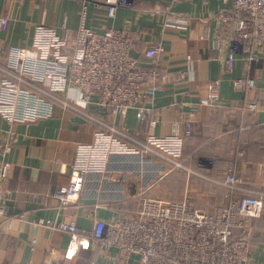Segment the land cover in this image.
I'll return each instance as SVG.
<instances>
[{
    "label": "crops",
    "instance_id": "crops-1",
    "mask_svg": "<svg viewBox=\"0 0 264 264\" xmlns=\"http://www.w3.org/2000/svg\"><path fill=\"white\" fill-rule=\"evenodd\" d=\"M134 1V8L120 7L110 19L105 0H0V16L8 18L7 28H0V63L11 47L26 49L31 54L34 29L39 24L50 25L61 35L74 31L82 23L81 10L85 7L84 24L91 30L103 33L110 28L127 29L139 35L133 56L141 55L154 42H159L164 50L162 86L152 100H143L125 116L113 117L102 109L88 111L139 139L148 134H180L184 121L193 120V135L184 156L189 165L183 168V176L174 174L172 177L176 178H170L167 186L160 183V191L172 198H189L195 189L175 190L171 187L175 179L183 177L185 184L192 185L190 175L194 174L211 183L220 181L211 174L224 177L228 170L264 186V59L246 72L245 62L238 56L233 69L228 71L223 60L211 51V37L220 33L214 16L231 9L232 2ZM186 72L192 78L175 80ZM240 78L253 79L254 85L237 89L234 81ZM215 79L220 81L224 108L202 104L208 83ZM151 121H155L153 126ZM250 126L255 127L252 133L245 131ZM97 129L99 126L93 121L61 106H56L52 117L31 124H10L0 117V141H6L10 134L14 136L7 156L12 172L5 183L11 194L4 203L6 218L0 217V264H89L91 259L95 264H138L134 259L122 261L114 249L70 253L69 234L55 227L57 222L72 221L78 230L84 231L97 221L109 222L129 212L134 216L140 207H129L125 195L141 182L139 175L152 178L159 172L160 164L144 156H112L109 173L134 172L140 179L134 178L132 184H127V178L115 182L90 174L77 201L59 208L54 192L73 180L77 145L90 143ZM251 154L255 155L253 160L249 159ZM255 164L258 166L254 171ZM141 193L136 192V197H141ZM200 193L213 200L221 190L210 187ZM224 197L228 201V194ZM125 208L131 211L127 209L125 213ZM252 248L245 264H264V243Z\"/></svg>",
    "mask_w": 264,
    "mask_h": 264
},
{
    "label": "built area",
    "instance_id": "built-area-1",
    "mask_svg": "<svg viewBox=\"0 0 264 264\" xmlns=\"http://www.w3.org/2000/svg\"><path fill=\"white\" fill-rule=\"evenodd\" d=\"M232 7L214 18L220 33L211 37V51L231 71L237 57L250 71L264 59V0H230ZM106 15L114 18L120 7L134 8V0H105ZM82 23L61 35L47 24L34 29L31 54L11 47L0 63V117L10 124H31L53 116L56 106L70 109L99 126L90 143L77 145L72 165L73 180L54 192L59 208L77 201L90 174H104L112 156L149 157L181 167L183 138L191 135L193 120L184 121L182 133L148 134L143 139L123 128L92 115L89 109H102L111 116H125L143 100H152L161 90L163 47L159 42L147 46L142 55L133 56L140 37L127 29H107L97 33ZM8 18L0 16V28ZM71 37L74 38L72 42ZM142 60V61H141ZM190 62V56H187ZM191 65V64H190ZM190 72V71H189ZM192 74V72H190ZM192 78L188 72L176 81ZM220 81L208 83L202 104L222 106ZM235 88L252 87L253 79H236ZM150 112L149 109L146 110ZM155 121H151L153 126ZM12 134L0 141V217L6 218L5 201L11 192L5 183L12 172L7 159L12 150ZM173 163V164H172ZM173 165V166H172ZM230 191L226 205L212 210L195 207L188 197L165 201L141 199L136 215H118L109 222L97 221L80 231L75 222H57L55 227L69 234L67 250L116 251L122 261L138 264H245L250 256L251 222L264 214V189L242 186V179L228 170L223 180L214 181ZM232 192H241L235 198ZM144 194L142 192L140 195ZM89 264H95L91 259Z\"/></svg>",
    "mask_w": 264,
    "mask_h": 264
},
{
    "label": "rangeland",
    "instance_id": "rangeland-1",
    "mask_svg": "<svg viewBox=\"0 0 264 264\" xmlns=\"http://www.w3.org/2000/svg\"><path fill=\"white\" fill-rule=\"evenodd\" d=\"M146 158H149L148 156ZM181 158V156H180ZM180 158L177 160L181 163ZM149 160H154L156 163L160 164V169L159 172L156 176L149 178V176H141V182L136 183L137 185L134 186V190L128 191V194L125 195V198H128V204L130 202L133 203V205L135 206H139L141 199L146 198V197H154V198H159V199H163L165 201H170L173 200L174 198L167 196L164 191H160V188L158 187L160 185V183H162V178H166L165 175L169 174V172L171 171L169 166L170 164L165 163V162H161L155 159H150ZM173 164V163H172ZM173 166V165H172ZM176 168H186L185 166L182 165L181 163V167H176ZM101 175V177H106L108 178L109 181H119V180H124L125 178H127V184H132V180L138 177V180L140 179V177L137 174H134V172H128V173H124V174H114V173H109V170L106 169V172L104 174H99ZM148 181V182H146ZM181 183H184L183 185ZM186 182H184V180H180L178 181V183H175L174 188H177L178 186H180L179 191H184L187 188H191L190 185L185 184ZM144 184V185H143ZM143 185V186H142ZM195 187L193 189H195V191H193V193H191V198L189 197L191 203L197 207V208H203V209H213L215 207H217L218 205H222L221 203L224 201L223 200V196H222V200H220L221 198V194L219 195V197H215L213 200H209V198L207 196H204L202 193L199 194V191H203L205 189H207L206 186H201V184H199V186H192ZM130 189V188H129ZM136 192H144V194L141 195V197H136ZM222 192V190H221ZM223 192H225V190H223ZM165 194V196H164ZM200 196V200H197V198ZM183 198V197H182ZM181 198V199H182ZM113 199V198H111ZM114 200V199H113ZM226 200V199H225ZM219 201V202H218ZM208 205V206H207ZM131 215V214H129ZM253 233V227L251 224V236Z\"/></svg>",
    "mask_w": 264,
    "mask_h": 264
},
{
    "label": "trees",
    "instance_id": "trees-1",
    "mask_svg": "<svg viewBox=\"0 0 264 264\" xmlns=\"http://www.w3.org/2000/svg\"><path fill=\"white\" fill-rule=\"evenodd\" d=\"M141 55H142V53H141ZM259 64V63H258ZM163 72H164V70L162 69V74H163ZM163 76V75H162ZM162 76H161V79L160 80H162ZM217 108H224V107H222V106H220V107H217ZM216 108V109H217ZM254 130H255V127L253 128V127H249L247 130H245L246 132L247 131H249V133H252V132H254ZM193 131V130H192ZM191 131V135H189V136H185L184 138H183V146H182V150H181V158H180V160H181V163H182V165L183 166H187V165H189V162H188V160L184 157L185 156V146H186V144H187V142H188V140L192 137V135H193V132ZM252 157V160L255 158V155H249V159ZM257 161V160H256ZM255 162V161H254ZM253 162V163H254ZM255 167H254V171L256 170V168H257V166H256V164L254 165ZM201 170V169H200ZM197 171V170H196ZM202 171V170H201ZM177 173V175L179 174L180 176H183V174H184V172H183V168H174V169H172L170 172H169V174L168 175H166L165 177L166 178H163L162 179V181H163V183H164V185L165 186H167V184H168V180H170V178H176V177H172L174 174H176ZM211 176L213 177V178H215L214 180H223L224 179V177H225V175H224V177H222V176H218V175H214V173L213 174H211ZM190 177L193 179V184L192 185H190L191 187L194 185V186H199V184H201V186H206L207 187V190H209V188L210 187H212L213 188V190L214 189H216V190H219V188H220V190H222V192H221V198H220V200L219 201H221L222 200V196H223V202L221 203L222 205H226L227 204V199L225 200V198L226 197H224V194L226 193V194H230V191L228 190V189H226V188H224L223 186H220V185H218V184H216V183H214V182H207V181H204L202 178H199L198 176H196V175H194V174H191L190 175ZM179 179L180 180H184V178L183 177H180V178H177V179H175L176 180V182L178 183V181H179ZM242 179V186H244V187H246V188H251V189H264V186H260V185H257L256 183H255V180H250V178H245V177H243V178H241ZM175 182V183H176ZM162 183V184H163ZM175 183L171 186V187H173L174 188V186H175ZM182 185L184 184V183H181ZM179 188H180V186H178L177 188H174L175 190L177 189L178 191H179ZM192 188H195V187H192ZM223 190H225V192H223ZM181 192V191H180ZM207 192H209V191H207ZM232 196H234L235 198H239V197H241L242 196V193L241 192H232ZM173 200H181V197L178 199V198H174ZM218 201V202H219ZM129 207L130 206H134L133 205V203L132 202H130L129 204ZM219 206V205H218ZM114 207V206H113ZM128 208H125L124 209V211L123 210H121V211H123V212H125V213H127L126 212V210H127ZM129 211H131L130 209H128ZM136 210V209H135ZM138 212H139V209L137 210V212H136V214H138ZM129 214H131V212H129ZM135 214V215H136ZM251 224H252V227H253V233H252V236H250V245H251V251L253 250V248H252V246H256L257 245V243H259V242H263L264 243V214L263 215H261L259 218H256V219H254V220H252V222H251ZM251 253V252H250Z\"/></svg>",
    "mask_w": 264,
    "mask_h": 264
}]
</instances>
